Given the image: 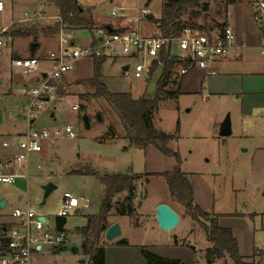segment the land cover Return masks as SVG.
<instances>
[{"label": "rangeland", "instance_id": "rangeland-1", "mask_svg": "<svg viewBox=\"0 0 264 264\" xmlns=\"http://www.w3.org/2000/svg\"><path fill=\"white\" fill-rule=\"evenodd\" d=\"M78 1L86 9L107 13L115 2L126 0H114V3L110 0ZM200 1L202 4L206 0ZM15 2L20 6L21 0H15ZM151 7H155V16H160L162 1L152 0ZM201 8V6L188 8L184 17L192 19V9ZM206 15L208 17L205 19L201 17L199 21L206 25L212 24L213 13L210 11ZM146 24L144 23L143 26ZM51 39L54 40L52 43L57 40L56 36H52ZM174 48L177 50L176 47ZM49 50L50 47L42 41L38 51L48 53ZM135 60H130L132 65ZM73 73L69 74L68 80L66 78L59 80V85H63V93L55 91L54 98L50 103L48 102L49 104L47 103L45 110L40 113L32 127L60 128L72 125L74 128L75 137L63 135L60 138L48 140L41 153L40 161L43 168L41 174L48 175V169H55L50 180L54 181L58 178V189L46 198L45 205H41L44 200V189L41 184L33 182L28 192L25 176L18 177L13 183H3L0 194L4 197L0 199V202L6 201L1 208L7 218L16 221V218L12 216L16 208L21 210L31 208L37 214L47 213L56 216L64 191H71L78 197H88L91 200L89 208L79 214L67 216L66 238L57 247L67 250V255L71 256L67 260L71 264H89L90 254L86 253L82 246L85 241L83 226L87 220L86 214H96L99 211L104 186L95 176L75 175L71 171L88 164L101 173L128 171L147 173L148 175L138 182L134 202L137 212L134 217L118 213V202L127 196V191L117 193L113 199L107 221L110 225L113 220L119 223L120 236L104 242L105 230L97 239H91L95 240L97 245L118 244L119 240L125 239L130 243H142L162 254L161 256L178 258L192 264H207L205 253L211 246L204 231L207 220L203 217L193 219L186 207L171 197L167 190L166 177L163 173L171 170L178 162L193 183L195 203L211 216L216 215L222 218L223 226H234L240 254L248 256L245 257V261L264 264V160L257 159L251 150L243 151L250 144L249 138L239 137L236 133L221 136L220 125H215L214 128L212 124L215 116L224 120L229 115L233 122V103L225 100L224 104L222 103L223 106L220 104L218 107L220 110L218 109L215 115L207 110L206 106L205 108L201 106L205 110L195 107L193 111L186 113L189 105L185 107L184 104L189 103V99L183 98L184 103L182 102L180 107H178L177 98L159 101L154 118L156 127L165 132H173L178 121L180 128L181 125L184 127L178 139L168 143V146L177 152L179 156L177 161L174 154H165L154 145L146 149L130 145L124 136L121 121L111 106L104 99L87 98L93 91V87L79 82L92 76L93 60L91 58L76 61ZM159 74L160 71L156 74L151 72V76L146 80L144 77L137 78L132 73L124 74L117 66L111 67L107 63L104 64L103 81L111 91L131 92L138 98L155 93ZM16 90L17 87L14 88L15 93ZM67 95L70 96L65 97ZM13 100L17 110L22 109V97L18 93ZM74 104H82L85 108H76ZM227 104L230 105V109L224 111ZM54 105L56 108H53ZM53 110L55 115L51 116L50 113ZM84 113L89 115L91 121L89 129L85 128L82 120ZM97 114H100L102 120L98 119ZM254 114L256 121H252L253 124L264 128V108L255 110ZM200 120L203 124L197 125ZM103 137L105 140L101 142L99 139ZM58 171H61V177L57 176ZM22 182L24 184L21 188ZM140 191H143L142 196ZM20 195L23 197L20 198ZM159 199L170 200L180 213L179 224L172 230L183 235L180 245L169 237V231L159 228L155 218L156 207L154 208L155 202ZM236 213L237 218H233ZM215 262L216 264H234L228 254Z\"/></svg>", "mask_w": 264, "mask_h": 264}, {"label": "crops", "instance_id": "crops-1", "mask_svg": "<svg viewBox=\"0 0 264 264\" xmlns=\"http://www.w3.org/2000/svg\"><path fill=\"white\" fill-rule=\"evenodd\" d=\"M4 1L5 8L3 11H0V28L8 27L7 35L10 36V39L7 40L5 54L0 57V156L12 157L20 152L18 147L15 145L17 140L22 139L26 131L33 127L39 116L29 122L24 115L29 99L24 90L36 83L37 76L36 74L26 75L21 69L13 67L11 64V59L18 56L32 55L30 53L29 46L32 41H38L40 46L42 41H44L47 46L50 47V50L56 49L58 47V32L53 35L40 33L38 35V39L34 40L32 36H12L11 27L14 25L26 26L28 24H34L24 23L21 21L25 11H42L43 13L52 16L57 14L58 10L54 5L47 3L46 0H21L20 6H18L19 3L17 4L15 0ZM110 1L111 3H114V0ZM161 1L163 3V0ZM199 2L201 4L200 0ZM203 3L206 4V8H201L202 10L197 9L198 16L192 17L193 20L190 18L193 23L198 25V27L194 28L199 29L205 34H209L210 36H215L225 26H230L233 29L236 37L234 49L228 57H224L212 62L208 68L194 66L190 67L184 73L181 72V69L182 67L186 66V63L177 59L174 69V78L172 80V82L175 83H172L170 87L172 89H178L179 91V95L177 97L179 103L178 107L181 106L183 98L189 99L190 102H187L188 104H184L185 107L189 105V107L186 109V113H190L195 107L199 108L203 106L205 108L206 106L207 110L212 111L216 115L220 110L218 108L220 107V104L223 106L222 103L224 104L225 100L228 102L231 101V103H233V122H231L232 134L236 133L239 137L249 138L250 144L243 151L247 152L251 150L257 159L264 160V128L259 125H254L252 122L256 121L254 116L255 110L264 108V57L260 52L262 28L260 22L255 17V0H206L203 1ZM137 4L138 3L134 0L119 1L115 2V4H113L110 9L116 5H127L129 7H134ZM139 4H141V2H139ZM200 4L199 6L202 7V4ZM151 6L152 1L149 3V8L153 18L141 23L142 32L146 35L155 34L159 30L153 19L160 18L161 13L160 16L156 17L154 11L155 7L152 8ZM82 8L84 7L82 6ZM84 9H89L87 11L91 13L92 19L96 22V25H101L109 21H115L109 16L110 9L107 13L97 12L95 9L92 10L90 8ZM210 11L213 13V16H211L212 24L206 25L201 23L199 18L203 17L205 19L208 17L206 14H208ZM128 13L130 16H132L134 14V10L129 9ZM182 19L188 20L184 17V15L182 16ZM55 23V19L52 18L48 21L38 22L37 24L40 26H51ZM144 23L147 24L143 26ZM147 26L150 27L147 28ZM81 27L82 26L75 30V40L81 44H87L92 37V31ZM52 36H56L57 38L55 43H52V41H54L51 39ZM175 51L177 50H174V52ZM34 55L40 56L41 58H46L47 52H39L37 50ZM107 63L110 64L111 67L117 66L116 64L110 62H106L105 64ZM69 74H74L73 70L68 72L59 80L65 78L68 80V76H70ZM144 78L146 79V77ZM86 79L89 78H85L84 80ZM59 80L56 81V85H59ZM15 87H17L16 93L22 97V109L19 110H17L13 100V98L16 96V93L14 92ZM68 96L70 95L65 97ZM45 107L40 111V113L45 110ZM54 107L56 108V105H54L53 108ZM204 108L201 107V109ZM229 109L230 105L227 104L224 108V111ZM54 110L51 111V116L55 115ZM222 122L223 120L220 118H217L216 116L213 117L212 124L214 128L215 125L221 126ZM198 124H203L202 120L198 121L197 125ZM183 128L184 127L181 125V132ZM5 141H13L14 145L4 146L3 142ZM46 143L47 141L43 143V149ZM43 149L41 152L32 153V155H29L28 157L29 171L28 176L25 177V180L27 178L26 182L28 192L31 189V184H33V182H37L38 185L41 184V187L43 188V185H45L48 181H53L50 180V178L52 173L55 172V169H48V175L44 176L41 174V170L43 168L40 160ZM19 166L20 170L25 172L23 171L26 169L24 167L25 163H21ZM58 166H60V164ZM56 174L57 176H62L61 171L56 172ZM21 178H24V176ZM57 179H55L53 182L58 185ZM23 184L24 183L22 182L20 187ZM1 186L2 184H0V188ZM2 197H4L3 194H0V199ZM22 197L23 196L20 195V198ZM162 202L168 203L173 209L177 211L180 216V213L175 208V206L171 204L170 200L167 199L157 200L154 204V208ZM45 204L46 198L42 201L41 205ZM1 207L3 206H0V258L4 255V251L6 250V239L3 236L7 229L15 222L14 220L9 219V217L7 218L6 214L2 212L3 208ZM83 210L84 209L78 210L76 213L79 214ZM38 214L46 216L53 224L51 229H56L55 216H51L47 213ZM233 218H237V213L233 215ZM221 221L222 218L219 217V222L222 225ZM114 222L115 220H113V223ZM230 228L233 230V233L236 237L234 226H231ZM65 229L66 225L64 226L63 230L65 231ZM169 232V237H172V240H174L178 245L182 244L180 240L183 238V235L181 236L172 230ZM142 246L146 245L142 243L130 242H128L126 245H105V264H146V259L144 258L141 251ZM53 248V245L46 244L41 248V250L33 251L32 264H71L70 261L67 260L71 256H68L66 251L54 252ZM148 248L151 251L162 255L159 252L152 250V248ZM212 264H216V262H213ZM258 264H260V262Z\"/></svg>", "mask_w": 264, "mask_h": 264}, {"label": "built area", "instance_id": "built-area-1", "mask_svg": "<svg viewBox=\"0 0 264 264\" xmlns=\"http://www.w3.org/2000/svg\"><path fill=\"white\" fill-rule=\"evenodd\" d=\"M134 1L138 3L134 7L116 5L110 9L109 16L115 21L96 25L91 29L92 37L87 44L75 40V30L80 27L69 25L61 14L51 16L42 11L24 12L21 20L24 23H38L52 18L58 23V47L49 50L46 58L27 55L11 59L13 67L21 69L26 75L37 76L36 83L24 90L29 98L24 114L27 121L31 122L39 116L40 111L54 98L57 90L56 81L73 70L76 61L82 58L102 57L105 63L116 64L124 74L132 73L137 78H147L151 76V67L155 61L160 60L163 50L169 51L176 59L186 63L181 69L182 73L194 66L208 68L212 62L228 57L232 53L236 37L230 26H225L215 36L205 34L191 26H186L179 34L168 36L163 35L160 29L155 34H144L141 23L148 20L149 3L152 0ZM4 8L5 1L0 0V11ZM129 9L134 10L132 16L128 13ZM255 17L262 28L260 52L264 57V0H255ZM120 19L131 22L132 26L124 31L113 30V27L117 28ZM7 30L8 27L0 28V57L5 54L7 40L10 39ZM174 47L177 48L175 52ZM131 59H136L133 65ZM125 65H129L127 70L123 69ZM158 71H154L153 74ZM74 106L78 108L79 105ZM63 135L75 137L73 126L29 128L15 144L20 150L18 154L12 157L0 156V184L13 183L18 177H27L29 155L41 152L45 141ZM3 145L14 144L13 141H5ZM21 163H25V172L20 170ZM89 205L88 197H78L71 191H64L62 203L55 217L70 216L78 210L88 208ZM12 216L16 221L3 236L6 239V250L0 258V264H32L33 251L41 250L46 244L60 245L66 238L64 230L51 229L53 227L51 221L46 216L35 213L31 208L26 210L16 208ZM40 217L45 219L42 220Z\"/></svg>", "mask_w": 264, "mask_h": 264}, {"label": "trees", "instance_id": "trees-1", "mask_svg": "<svg viewBox=\"0 0 264 264\" xmlns=\"http://www.w3.org/2000/svg\"><path fill=\"white\" fill-rule=\"evenodd\" d=\"M47 3L54 5L58 13L62 15L65 22L73 27H85L89 30L96 26L91 13L82 8L78 0H46ZM199 0H163L161 16L153 19L154 23L163 35L179 34L186 26L198 27L190 19L183 20L182 16L188 8L199 6ZM206 8V4H202ZM198 11L192 9L191 17H197ZM132 26V23L124 19L118 20L115 31H124ZM58 23L51 26H40L37 23L26 26L14 25L11 27V34L14 37L32 36L38 39L40 33L46 35L56 34ZM177 59L169 51L163 50L159 61H155L151 71H160L156 83V90L153 95H145L138 98L133 97L130 92L111 91L103 81L105 59L96 57L93 59V75L79 83L90 84L93 91L87 98L104 99L118 115L124 128V136L130 145L146 149L150 145L156 146L165 154H174L177 161L179 156L168 146L172 140H177L180 133V123L177 122L173 132L159 130L155 125V114L157 113L158 103L162 99L177 98L178 89H172L170 85L174 78V69ZM63 85H57V91L63 93ZM78 108L84 109L85 106L79 104ZM102 114V113H101ZM113 128V127H112ZM99 140L104 141V137ZM75 175H91L99 179L104 186L101 197L100 209L96 214H86V223L83 226L85 241L82 246L85 252L90 254L89 264H105V245H97L95 240L110 224L107 216L111 209L115 195L121 191H127V196L118 202V213L134 217L136 215L135 198L137 196L138 182L147 176V173L135 172H111L101 173L90 165L71 171ZM166 177L167 190L171 197L181 202L187 209L188 214L193 219L203 217L206 219L204 231L211 242V246L206 249L205 259L208 264H212L217 259L223 258L228 254L234 264H258L245 261V257L240 254L238 240L230 227L222 226L219 216H211L204 211L200 205L195 203V192L193 183L188 175L181 169L178 162L171 170L163 173ZM67 223V217H56L55 226L57 230H63ZM89 243V244H88ZM119 245H126L128 241L121 239ZM54 252L67 251L54 246ZM76 252L75 249H72ZM142 254L146 259V264H187L178 258L161 256L151 251L147 246H142Z\"/></svg>", "mask_w": 264, "mask_h": 264}, {"label": "water", "instance_id": "water-1", "mask_svg": "<svg viewBox=\"0 0 264 264\" xmlns=\"http://www.w3.org/2000/svg\"><path fill=\"white\" fill-rule=\"evenodd\" d=\"M147 6V3L145 4ZM148 19H152L153 15L151 13L147 14ZM30 53L34 55L38 48L40 47V43L38 41H32L30 43ZM129 65H125L123 67L124 70H127ZM45 75V74H44ZM53 114V113H52ZM99 120H102L100 114H97ZM82 120L86 129H89L91 126V121L89 115L84 113L82 115ZM220 135L221 136H229L232 134L231 127V119L230 116L227 115L220 126ZM58 188V185L53 181H48L45 185H43L44 189V199L47 198L51 192ZM143 195V191H140V196ZM5 201L2 200L0 202V206H4ZM155 218L158 222L159 228L163 230H173L177 227L180 221V216L175 209H173L168 203L162 202L156 206V215ZM40 219L44 220V217H40ZM121 234V227L119 223H112L105 231V239L104 242L116 239Z\"/></svg>", "mask_w": 264, "mask_h": 264}]
</instances>
